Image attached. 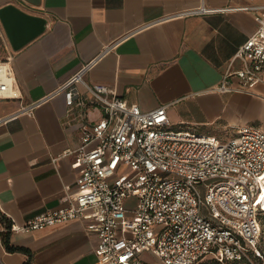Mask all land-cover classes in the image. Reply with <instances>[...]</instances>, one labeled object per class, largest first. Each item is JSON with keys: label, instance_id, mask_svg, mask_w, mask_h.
Wrapping results in <instances>:
<instances>
[{"label": "crops", "instance_id": "1", "mask_svg": "<svg viewBox=\"0 0 264 264\" xmlns=\"http://www.w3.org/2000/svg\"><path fill=\"white\" fill-rule=\"evenodd\" d=\"M45 19L44 31L12 49L0 23V61L10 57L16 98H0V260L3 264H96V234L83 220L41 230L21 227L35 215L61 205L67 187L75 190L80 168L73 156L52 157L78 143V126L68 121L59 93L30 114L11 117L20 105L37 100L67 81L97 57L84 79L103 83L143 111L166 105L169 128L227 140L241 126L264 131V83L242 91L215 88L226 71L241 67L232 60L257 29L264 9L228 10L177 17L204 6L221 9L264 5V0H0ZM233 84L236 77H231ZM101 109L92 106L88 118ZM25 249L8 251L2 241Z\"/></svg>", "mask_w": 264, "mask_h": 264}, {"label": "built area", "instance_id": "2", "mask_svg": "<svg viewBox=\"0 0 264 264\" xmlns=\"http://www.w3.org/2000/svg\"><path fill=\"white\" fill-rule=\"evenodd\" d=\"M257 8L264 5L200 6L152 22ZM113 44L56 89L12 113L30 114L64 94L68 121L78 126V143L51 161L73 156V166L81 170L75 190L64 189L60 206L11 228L29 232L83 220L97 237L96 264H155L149 257L163 264H255L264 220V131L245 125L227 140L175 131L169 128L166 105L143 111L108 85L86 82L85 73ZM234 59L241 67L226 71L216 91L264 83V16ZM13 81L6 57L0 61V98L18 96ZM92 106L101 109L93 121L88 118ZM131 197L133 208L126 204Z\"/></svg>", "mask_w": 264, "mask_h": 264}, {"label": "water", "instance_id": "3", "mask_svg": "<svg viewBox=\"0 0 264 264\" xmlns=\"http://www.w3.org/2000/svg\"><path fill=\"white\" fill-rule=\"evenodd\" d=\"M36 5L39 0H28ZM0 23L12 49L18 50L40 35L45 28V19L26 13L9 3L0 7Z\"/></svg>", "mask_w": 264, "mask_h": 264}, {"label": "rangeland", "instance_id": "4", "mask_svg": "<svg viewBox=\"0 0 264 264\" xmlns=\"http://www.w3.org/2000/svg\"><path fill=\"white\" fill-rule=\"evenodd\" d=\"M135 202L136 199L131 197L126 201V204L129 208H133L135 206ZM257 253L259 256L258 259H255V264H264V224L261 225V235L257 246ZM149 258H150L149 260L155 264H163L159 259L155 257H149Z\"/></svg>", "mask_w": 264, "mask_h": 264}, {"label": "trees", "instance_id": "5", "mask_svg": "<svg viewBox=\"0 0 264 264\" xmlns=\"http://www.w3.org/2000/svg\"><path fill=\"white\" fill-rule=\"evenodd\" d=\"M0 219H3V217L1 216L0 214ZM262 224H264V220H262ZM7 227L8 228H11V224H7ZM2 241H3V244L5 246V248L8 250V251H15V250H22V251H26L25 249H21V248H17V247H13L9 244V241H8V236L7 235H3L2 237ZM258 256L257 254H254V258L255 259H258Z\"/></svg>", "mask_w": 264, "mask_h": 264}]
</instances>
